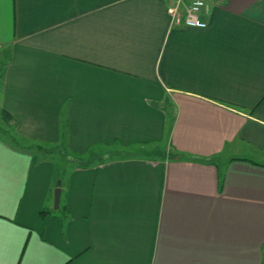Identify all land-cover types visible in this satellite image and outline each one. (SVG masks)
Segmentation results:
<instances>
[{"label":"crops","instance_id":"crops-1","mask_svg":"<svg viewBox=\"0 0 264 264\" xmlns=\"http://www.w3.org/2000/svg\"><path fill=\"white\" fill-rule=\"evenodd\" d=\"M176 5L0 0V264H264V0Z\"/></svg>","mask_w":264,"mask_h":264},{"label":"built area","instance_id":"built-area-1","mask_svg":"<svg viewBox=\"0 0 264 264\" xmlns=\"http://www.w3.org/2000/svg\"><path fill=\"white\" fill-rule=\"evenodd\" d=\"M183 0H177V5L169 10L174 20L178 23L183 22L188 28H207L208 24L202 18V14L209 10V6L215 0H188L189 7L185 14L181 13L180 4Z\"/></svg>","mask_w":264,"mask_h":264},{"label":"rangeland","instance_id":"rangeland-1","mask_svg":"<svg viewBox=\"0 0 264 264\" xmlns=\"http://www.w3.org/2000/svg\"><path fill=\"white\" fill-rule=\"evenodd\" d=\"M0 58L2 59L3 58V53H0ZM1 62H4L3 61V59L2 60H0ZM2 71H3V66H1L0 65V77H1V74H2ZM4 119H3V115H2V113H1V111H0V135H2V132H1V129L4 127L6 130H7V128L4 126L5 125V123H4ZM3 138V137H2ZM8 141H11V139L10 138H8V137H5ZM13 141V140H12ZM11 141V142H12ZM25 143H26V145H27V142L26 141H24ZM14 144V143H13ZM18 144H20V142L18 143ZM22 144V143H21ZM21 144H20V146H21ZM25 145V146H26ZM24 146V147H25ZM18 147V146H17ZM44 149H50V148H48V147H46L45 146V148ZM118 150L116 151L117 153H116V155H114V153L113 154H111V155H105V152H106V150L107 149H105V148H103V149H101V150H99V151H94L96 154L95 155H87V157H86V159H84V161L85 162H89V161H93L92 163L93 164H99L100 163V161L101 162H103V161H105V160H107L108 159V157H111V158H116V157H120L121 155H123V154H125L126 153V150L125 151H121V150H119V148H117ZM51 150V149H50ZM136 148H134V149H132V153H135L136 152ZM54 151H59V152H64V151H66V149L63 147V146H59V147H57V148H55L54 149ZM147 150H145V152H146ZM127 152L130 154L131 152H129L128 150H127ZM40 154V153H39ZM50 156H54V157H56V156H59V155H57L56 154V152L55 153H53L52 155H50ZM60 181V180H59ZM59 181H58V183H59ZM55 208V207H54Z\"/></svg>","mask_w":264,"mask_h":264},{"label":"water","instance_id":"water-1","mask_svg":"<svg viewBox=\"0 0 264 264\" xmlns=\"http://www.w3.org/2000/svg\"><path fill=\"white\" fill-rule=\"evenodd\" d=\"M61 182L59 181L58 187L55 189L54 192V209L57 210L59 209L60 203H61V195H62V189L60 187Z\"/></svg>","mask_w":264,"mask_h":264}]
</instances>
